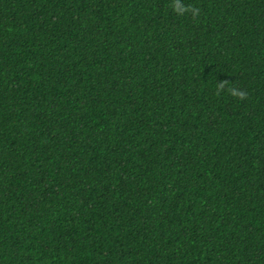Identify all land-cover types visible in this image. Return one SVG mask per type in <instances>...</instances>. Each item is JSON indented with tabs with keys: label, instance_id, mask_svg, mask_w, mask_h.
<instances>
[{
	"label": "trees",
	"instance_id": "16d2710c",
	"mask_svg": "<svg viewBox=\"0 0 264 264\" xmlns=\"http://www.w3.org/2000/svg\"><path fill=\"white\" fill-rule=\"evenodd\" d=\"M0 264H264V0H0Z\"/></svg>",
	"mask_w": 264,
	"mask_h": 264
},
{
	"label": "clouds",
	"instance_id": "9594fccd",
	"mask_svg": "<svg viewBox=\"0 0 264 264\" xmlns=\"http://www.w3.org/2000/svg\"><path fill=\"white\" fill-rule=\"evenodd\" d=\"M174 6H175L176 8H179V4H178V3H176Z\"/></svg>",
	"mask_w": 264,
	"mask_h": 264
}]
</instances>
